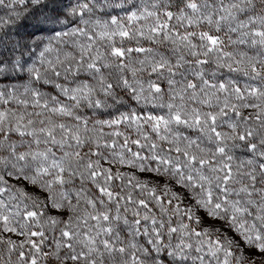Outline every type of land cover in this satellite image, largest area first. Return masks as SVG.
<instances>
[{
  "label": "snow or ice",
  "instance_id": "obj_1",
  "mask_svg": "<svg viewBox=\"0 0 264 264\" xmlns=\"http://www.w3.org/2000/svg\"><path fill=\"white\" fill-rule=\"evenodd\" d=\"M0 264H264V0H0Z\"/></svg>",
  "mask_w": 264,
  "mask_h": 264
}]
</instances>
